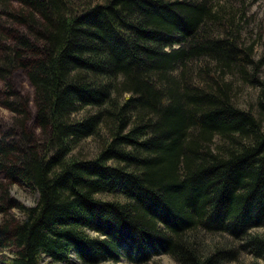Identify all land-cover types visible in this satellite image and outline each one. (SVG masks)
I'll return each mask as SVG.
<instances>
[{
	"label": "trees",
	"instance_id": "16d2710c",
	"mask_svg": "<svg viewBox=\"0 0 264 264\" xmlns=\"http://www.w3.org/2000/svg\"><path fill=\"white\" fill-rule=\"evenodd\" d=\"M251 3L0 0V261L264 259ZM15 183L34 205L9 196Z\"/></svg>",
	"mask_w": 264,
	"mask_h": 264
},
{
	"label": "rangeland",
	"instance_id": "374dc122",
	"mask_svg": "<svg viewBox=\"0 0 264 264\" xmlns=\"http://www.w3.org/2000/svg\"><path fill=\"white\" fill-rule=\"evenodd\" d=\"M247 17L249 18V21L246 24V28L243 32V36L247 38L246 40L248 42H250L253 39H258L260 33L262 34L264 33V0H252ZM256 49L258 54L261 52L262 48L256 46ZM260 77L264 79V66L261 68ZM20 82L21 83L19 87L21 91L24 92L23 94L31 98L33 95L32 87L25 80H21ZM244 94H246L244 96L245 100L249 98L250 100L253 101L254 96L257 93L255 88L247 87V92ZM247 95L249 96L247 97ZM11 118H12V113L0 104V122L1 121L8 122L11 120ZM85 148L91 150L93 149V145L90 144V146L88 145ZM9 196L13 197L19 203L25 206H31L35 204L38 194L35 190L31 189L30 187L22 183H15L9 187ZM13 213H16V215L20 214L18 210H14ZM1 218L2 215L0 214V220ZM254 231H256L257 233H264V228H257ZM89 232L92 235L95 234L93 231H89ZM69 259L70 260L66 262L64 261L56 262V261H52L48 257H44L42 259L41 264H84L74 254H71ZM0 264H6V263L0 261ZM97 264H180V263L176 262L168 254H159L153 256L152 259L147 262H134V261H129L126 258H121L118 262L107 261ZM227 264H264V259L262 258L256 259L250 253H241L239 254L237 260L228 262Z\"/></svg>",
	"mask_w": 264,
	"mask_h": 264
}]
</instances>
